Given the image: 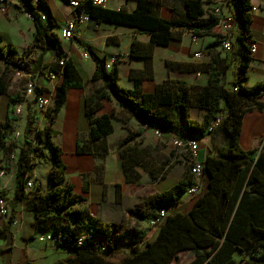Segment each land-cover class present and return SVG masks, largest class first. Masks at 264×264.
I'll return each instance as SVG.
<instances>
[{
	"label": "crops",
	"instance_id": "crops-1",
	"mask_svg": "<svg viewBox=\"0 0 264 264\" xmlns=\"http://www.w3.org/2000/svg\"><path fill=\"white\" fill-rule=\"evenodd\" d=\"M10 1H8L7 13H0V22H12L11 34L0 29V46L4 49L12 46L18 55H23L34 41L35 27L24 7H17L13 4L10 6ZM12 1L19 4L17 0ZM54 1L55 8L50 0H46L54 24H49V16L44 8L42 10L46 13L48 22L43 24L48 31L57 35L58 46H51L43 54V66L46 67H41V69L48 68L46 59L51 57L53 51L60 56L59 58L72 61L83 83L82 88L67 89L65 100L50 125V131L54 132L51 140L55 144L58 143L57 145L61 148L62 161L66 165L64 185L71 186L72 194L77 198H82L81 203L75 204L76 207L86 208L90 216L89 221L97 222L96 240L111 243L112 251H108L105 257H110L116 253L129 254L143 248L146 242L155 240L160 228H141V217L134 209L140 205L137 201L139 199L143 201L145 196L151 200L158 193L168 190L181 180L190 177L189 156L186 152L172 145V138L186 139L192 136L161 132L159 137L161 142L157 143L154 138V128L145 126L141 119L131 113L130 108L120 104L116 97L111 96L109 100L100 101L93 117L104 114L111 115L112 130L105 136L103 142H89L90 126L89 118L85 112L86 100L101 90L104 84L102 80H90L95 70L96 61L91 58L87 48L91 47L99 60H104L105 57L113 53L122 55L121 60L116 64L117 84L121 86L119 84L121 80L124 83L121 87L125 89H134L136 86L142 93H152L158 84L182 82L187 92L190 93L188 97L191 100V105L185 112L186 119L189 122L199 124L202 122L205 112L195 106L196 97L207 82L208 71L212 62L218 63V66L223 70L222 80L226 88L239 77H242L246 89H252L264 83V0H248L247 13L250 16L248 31L244 32L241 24L237 26L231 37L232 49L230 51H224L220 48L215 30L201 36H193L187 30L174 28L167 45H154L150 49L151 58L148 61L144 57L130 56L133 38L140 42L144 49H146V44L149 41V34L135 27L96 21L89 17L86 22L78 27L72 39L61 38L60 29L72 17L73 9L68 3L61 0ZM183 1L160 0V4L154 12L162 19L171 20V7L174 6L178 11H184ZM135 6L136 0H105L102 7L114 10L123 8L127 12H132ZM202 6L205 10L202 18L211 15V3L208 0H202ZM226 9L235 10L232 7ZM242 41L246 44L252 42L255 45V51L249 55V63L245 71L240 74L239 67L243 58L239 53V47ZM146 51H149V48ZM84 52H88L87 58L83 57ZM195 53H198L199 56L195 57ZM39 74L35 75L34 81L39 78ZM41 76L44 77L45 75L40 74ZM86 78L87 80H85ZM44 79L48 85H39V88L46 89L42 93L51 92L54 94L53 86L60 84L62 76L58 73L55 82L48 80L46 76ZM97 81L99 85L95 86L93 82ZM13 94L0 93V125L4 127V131L14 127V123H18L20 118L14 116L18 119L13 121L11 125L6 124L7 112L12 116L13 104L8 109V101L9 95ZM243 102L250 103L252 106L258 103L261 108H252L243 114L239 135L240 147L244 150L264 151V95L255 98L252 96ZM220 105L224 106L225 101L222 100ZM25 122L26 120L21 124L19 122L18 129L20 128L21 133L24 132L25 135H28L33 131L25 132ZM130 130L141 132L140 136L134 140L139 149L161 147L164 158L158 168L155 170L148 169L151 170V173L137 168L139 173L137 181L126 183L122 159L115 149ZM60 133L62 134L61 140L58 137ZM194 136L198 141L197 161L201 163L204 162L207 155H214L218 149L227 147L228 139L223 130L217 129L211 135ZM81 138L85 140V142L81 140L82 144L88 142V148L83 153H77L76 142ZM102 147L107 149L103 154L100 151ZM44 157L45 163L43 165H46L44 179L36 170L38 163L31 167V178L40 181L41 185L49 183L48 171L51 160L47 146L44 148ZM1 167L4 168V175L0 177V195L6 200L9 215L0 218V264H27L28 262L53 264L58 260L72 257L74 255L73 250L63 245L38 240L39 235L44 232L37 231L34 215L25 207L26 199L31 197V192L25 189V196L19 200L15 199L16 161L6 160L5 162L2 152H0ZM207 180L208 176L205 173L202 193L206 190ZM85 184L87 189L83 191ZM117 184L119 188H116ZM129 184L131 187H139L140 190L137 193L143 190L140 186L147 189L146 192L148 193L142 196L138 194L135 197L136 200L132 201L135 205L131 204V206L122 203ZM196 199L184 193L177 198L176 202L166 204L165 208L168 214L186 213L192 208ZM145 211L147 209L144 207L138 212ZM114 228L117 230L115 231ZM136 235H140L141 239L136 241L135 238L138 239ZM237 256L244 258L246 255L237 251L233 257L237 258ZM206 262L207 260L197 259L192 250L185 249L175 255L171 264H206Z\"/></svg>",
	"mask_w": 264,
	"mask_h": 264
},
{
	"label": "trees",
	"instance_id": "trees-1",
	"mask_svg": "<svg viewBox=\"0 0 264 264\" xmlns=\"http://www.w3.org/2000/svg\"><path fill=\"white\" fill-rule=\"evenodd\" d=\"M17 1L31 15L35 27L34 41L28 46V49L30 47L38 48L40 54L34 63H31L23 55H18L14 47L8 46L4 49L0 46V61L7 67L20 66L28 72L35 73L43 66V54L51 46H58V37L54 32L48 31L43 24L44 21L39 19L32 5L33 0ZM37 1L41 9L44 8L47 11L49 24L53 25L54 19L46 0ZM61 1L70 2V0ZM237 3L240 24L244 32H247L250 23V16L247 13L249 2L248 0H237ZM78 4L79 10L86 9L89 17L96 21L127 25L148 33L149 41L146 44V49L141 47V43L134 38L131 41L130 49V56L144 57L146 61L151 58L150 49L154 45H167L172 37V29L180 28L189 31L193 36H201L211 32L215 23L212 15L202 18L205 13L202 0H184V11H178L172 6L171 20L162 19L155 14L154 11L160 4V0H136V6L132 12H127L123 8L114 10L94 6L91 0H79ZM147 48L149 51H146ZM87 50L91 58L96 61L95 70L90 80H102L104 84L101 90L86 100L85 112L89 118L90 126L89 142H103L105 136L111 132L110 118L112 116L104 114L94 118L93 113L101 100H109L111 96H114L120 104L130 108L131 113L141 119L144 125L156 126L161 132L179 134H181L179 128L182 126L184 129L182 134L194 138H196L194 135H211L215 130L222 128L228 139V145L218 149L216 154L206 156L203 165L204 172L208 176L207 187L197 197L189 211L167 213L155 240L146 242L141 249L129 254H122L123 256L118 260H111L105 257V254L112 251V245L109 241L96 240L97 222L89 221L90 216L87 209L77 207L68 210V208L76 206L75 204L81 203L82 198H77L72 194L71 186L64 185L66 165L62 161L61 148L51 140L54 132L50 130L44 132L32 127V120L26 118L25 132L33 131L34 140L49 148L51 165L48 171L50 189L40 194L35 193L39 187H33V190H36L35 194L26 199L25 207L33 213L37 231L63 235L66 242L60 245L74 251L72 257L58 260L53 264H171L175 255L185 249L192 250L197 259L207 260L206 264H264V151L244 150L239 144L243 114L252 108H261L258 103L252 106L243 100L250 99L252 96L257 97L255 91L262 84L252 89H246L243 86L240 96H237L223 85V70L218 66V63L212 62L207 82L198 93L195 102L197 108L204 110V118L199 124L192 123L185 116L187 108L191 105V100L188 97L190 93L187 92L182 82L158 84L152 93H142L136 86L134 89L122 88L117 84V63L110 70H105L104 60H99L91 47H88ZM239 53L243 58L239 67L240 74H242L250 59L249 49L243 41L240 44ZM58 58L47 64L52 72L60 73L62 76L60 84L55 89L54 105L49 113L52 120L65 100L67 89L82 88L83 86L81 77L72 61L63 59V64L60 65L61 58ZM6 90L7 83L0 76V93H5ZM44 90L46 89L37 88L35 94L38 95ZM18 99V94L9 95L8 109ZM222 100L225 101L224 106L220 105ZM221 107L226 108L223 123L208 134L206 129ZM17 119L7 112L6 124L11 125ZM3 128L0 125V152L6 162L11 159L10 155L14 152L15 145L13 143L6 145L7 132ZM140 134V131L130 130L115 149L122 159L126 183L137 181L139 178L137 168L151 173V170H148L137 156L133 157L134 154L143 155V150L139 149L134 141ZM86 143L82 144L81 139L77 140L76 152H85L88 148V142ZM27 144L32 145L31 142ZM27 149L29 150V148ZM38 149L44 156V147ZM28 150L27 152L20 150L16 159V200L25 196V189L29 190L25 184L32 177L31 167L34 164L27 156ZM100 151L103 154L107 149L102 147ZM189 183L190 177L185 178L134 209L141 218L153 215L159 206L165 207L168 203L176 202L177 198L185 193ZM116 188H119L118 184ZM86 189L85 184L83 191ZM144 207L147 211L138 212ZM52 211L67 214L72 219L52 217L50 215ZM114 230L116 231L117 228ZM86 231H92L94 240L84 239L81 245H77V238ZM137 238H135L136 241L140 240L141 236L139 235ZM96 241L102 246L101 249L96 247ZM237 251L246 256L237 261L233 257ZM27 264L32 263L28 262Z\"/></svg>",
	"mask_w": 264,
	"mask_h": 264
},
{
	"label": "built area",
	"instance_id": "built-area-1",
	"mask_svg": "<svg viewBox=\"0 0 264 264\" xmlns=\"http://www.w3.org/2000/svg\"><path fill=\"white\" fill-rule=\"evenodd\" d=\"M9 0H0V13L5 14L7 13V5ZM211 3L210 14L214 17V25L212 26V30L217 32V41L220 48L224 51H230L232 49V42L231 37L233 36L234 31L237 29V26H240V16L237 12L238 3L237 0H208ZM78 0H70L68 3L69 6L73 9L72 17L66 21L64 26L60 29V37L64 39H72L75 36V32L78 27L86 22L89 19V15L86 9H78L79 4ZM92 5L94 6H103L105 4V0H91ZM32 5L35 9V12L38 14V17L41 21H45L48 17L46 13L43 12L41 7L38 4L37 0L32 1ZM227 7H232L235 10L231 11L230 9H226ZM28 17L32 19L31 15L27 13ZM250 54L255 51V45L252 42L246 44ZM89 56L88 52L83 53V57L87 58ZM195 57H198L199 54L195 53ZM122 58L121 54H109L107 57L104 58L103 64L105 70H110L112 66L118 63ZM59 64H63V59L59 60ZM43 75L50 81H56L58 77V73L52 72L49 68L40 69ZM31 73L24 70L20 66H16L15 74L20 77L24 78L27 87L31 90L36 92V89L39 88L34 83L35 75L39 72ZM244 86L242 79L239 77L235 82L229 85L228 89L230 92L234 93L237 96H240L241 88ZM51 93V92H50ZM40 93L35 95L33 98V105L34 108L41 112L47 109L54 101V94L53 93ZM255 94L257 97L264 95V83L256 89ZM22 113V106L16 102L13 104L11 108L12 116H20ZM226 115V108L221 107V109L216 113L214 119L212 120L211 124L207 127L206 131L208 134L212 132L215 128L219 127L225 118ZM147 126V125H145ZM154 128V133L156 136H161V131L156 127ZM6 145L12 143L14 139H16L20 135V131L13 130L11 128L6 130ZM179 132L182 134L184 133V129L182 126L179 128ZM197 139L194 137L182 139L180 137L172 138V145L175 148L181 149L182 151L186 152L190 159V183L186 188L185 194L197 198L203 191L204 187V179H205V172H204V165L203 163L197 161L198 155V143ZM10 158H13V153L10 155ZM4 175V168H0V177ZM41 184L36 179L30 178L27 180L25 187L26 188H35L40 187ZM9 215V210L7 207V203L5 198L0 195V218L7 217ZM167 215V210L164 206H159L153 215H148L146 217L141 218V228H158L160 227ZM84 239H92L94 240V235L92 231L83 232L76 240L77 245H81ZM39 241H49L54 244H64L66 242V238L63 235H54L51 232H46L40 234L38 237ZM97 242V241H96ZM96 247L101 249L102 246L99 242L96 243Z\"/></svg>",
	"mask_w": 264,
	"mask_h": 264
},
{
	"label": "rangeland",
	"instance_id": "rangeland-1",
	"mask_svg": "<svg viewBox=\"0 0 264 264\" xmlns=\"http://www.w3.org/2000/svg\"><path fill=\"white\" fill-rule=\"evenodd\" d=\"M50 3L55 8V1L50 0ZM11 4H13L14 6H17V7H21L20 4H18L17 2H14L12 0L9 2L10 6H11ZM47 22H48V18L43 23L47 24ZM11 23L1 21L0 22V29L6 31L8 34H11ZM39 54H40V49L30 47L29 49L27 48L25 50V52L23 53V56L29 62L34 63L35 59L37 58V56ZM58 57L59 56L56 55V53H54L52 51L51 57L50 58L47 57V59H46V65L49 64L50 62L55 61ZM42 67H46V66H42ZM15 68H16V66L7 67V66H5V64L3 62L0 61V76L5 80V82L7 83V87H8L6 90V93L13 94L16 92L19 94V99L17 102L22 106V114L20 116H18V118L20 117L19 118L20 124L23 123V121L26 120V118H30L32 120V127H36L39 130H42L44 132L46 130H50V125L53 123V120L51 119V117H49V113H51L54 102L47 109H45L41 112L37 111L33 105V102H34L33 98L36 95L34 90H31L30 88L27 87V83H26L24 78H20L15 74ZM40 74H43L42 71H40ZM40 74L38 76L39 78L34 81V83L36 82L35 83L36 86L39 87V85L40 86L48 85L47 81L44 79L45 76L40 77ZM85 80H87V78ZM93 84L96 86V85H99V82L98 81L93 82ZM119 84L121 86L124 85V83L121 80L119 81ZM56 87H57L56 85L53 86L54 89H56ZM19 122L14 123V127H11V131H13L14 129L17 131H20L19 130L20 128L18 129ZM219 130H222V128H220ZM61 136H62V134L60 133L58 136L60 140H61ZM154 138H155L157 143L161 142L160 138L158 136H156L155 133H154ZM81 140L83 142H85L84 138H81ZM28 142H31L32 145L27 144ZM12 143L15 145V151H14L15 153L13 154V159H10V160L16 161L17 157L19 156V151L21 150L22 152H27V150H28L27 148H29L27 156L33 164L38 163L36 166V170L39 172L40 176L44 179L45 178L44 170H45L46 165H43V163H45V157L43 156V153L41 154L42 151H40V149H38V148H41L42 146L45 148L44 144L38 143L34 140L33 132L28 134V135H25L24 132L20 133V135L16 139H14L12 141ZM227 145H228V143H227ZM134 156H137V158L140 159V162H142L148 169H153V170L158 168L160 162L164 158L163 151L161 150V147H154L153 149H149L147 147H144L142 156L141 155L138 156V154H134L133 157ZM49 185H50L49 183L47 185L46 184L41 185L37 189L38 191L33 190V188H30L27 191L31 192V196H33L35 193L43 194L50 189ZM140 188H143V190H141L140 193H137L138 190H140L139 187H135V186L131 187V184H129L128 187L126 188V191H125L126 193L124 195V199H123L122 203L124 205L131 206V204H133L132 201L136 200L135 197H137L138 194L140 196H142L143 194L144 195L148 194L146 192L147 189H144L143 186H140ZM148 190H149V188H148ZM144 198H145L144 199L145 202L150 201V200H148L147 196H145ZM143 201L139 199L137 202L140 204H143ZM50 205H51V203H50ZM133 205H135V204H133ZM77 207L74 206L72 208H68V210L70 211L73 208H77ZM50 215L52 217H55V218H64L65 220L72 219V217L68 216L67 214L59 213L56 211H52L50 213ZM122 256L123 255L121 253H116V254L111 255L108 258L111 260H117V259L121 258ZM239 258L240 257L237 256L236 260L238 261Z\"/></svg>",
	"mask_w": 264,
	"mask_h": 264
}]
</instances>
